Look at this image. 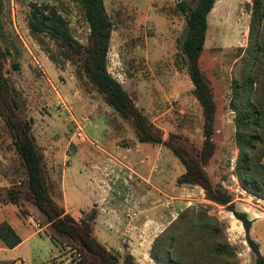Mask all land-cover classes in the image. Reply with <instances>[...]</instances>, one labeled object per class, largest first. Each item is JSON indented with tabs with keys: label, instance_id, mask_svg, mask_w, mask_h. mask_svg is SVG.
Instances as JSON below:
<instances>
[{
	"label": "rangeland",
	"instance_id": "rangeland-1",
	"mask_svg": "<svg viewBox=\"0 0 264 264\" xmlns=\"http://www.w3.org/2000/svg\"><path fill=\"white\" fill-rule=\"evenodd\" d=\"M103 1L112 22L109 73L166 138L179 135V144L195 154L203 142V115L178 46L186 33L180 0ZM187 2L193 7L197 0ZM251 2L216 0L200 59L217 105L216 153L206 171L214 184L232 193L237 209L249 218L260 215L264 201L246 193L233 175L238 151L230 100L239 50L248 44ZM32 4L54 6L83 45L90 30L81 8L70 0H0L4 35L14 45L5 64L7 76L23 116L32 122L55 202L77 222L96 211L93 236L120 264L127 253H134L136 264H154L149 257L154 238L187 208H205L216 216L239 264H255L242 224L224 207L207 201L201 188L177 184L184 172L179 160L164 147L139 144L129 122L107 106L56 44L46 39L41 46L31 37ZM130 169L139 170L142 179ZM26 181L0 119V186L19 190L21 202L19 207L6 204L5 188L0 187V223L8 222L22 239L16 250L3 254L0 264H76L70 242L52 237L45 216L28 201ZM256 227L264 233V221Z\"/></svg>",
	"mask_w": 264,
	"mask_h": 264
},
{
	"label": "trees",
	"instance_id": "trees-1",
	"mask_svg": "<svg viewBox=\"0 0 264 264\" xmlns=\"http://www.w3.org/2000/svg\"><path fill=\"white\" fill-rule=\"evenodd\" d=\"M78 5L90 30L87 45L71 34L69 23L50 5H31L28 29L41 46L46 39L56 44L67 61L72 62L81 77L102 97L104 102L132 126L139 144L168 149L182 164L184 172L176 179L178 185L199 187L205 199L224 207L241 224L245 241L255 256V264H264L259 245L250 235L252 220L239 211L234 197L222 184H214L206 166L216 153L214 142L216 110L210 82L201 69L200 59L205 47L208 16L216 0H197L192 7L180 0L178 9L186 20L185 36L178 46L187 61V73L193 95L202 108L203 142L195 154L179 144L181 137L166 138L152 124L131 98L123 85L108 71L112 22L103 0H70ZM0 5V10H1ZM0 14V119L10 138L16 156L27 176L26 197L45 216L54 234L68 240L77 254L76 264H120L118 257L93 236L97 213L92 211L77 222L58 205L50 191L42 154L33 134L32 122L23 116L18 94L7 74L6 62L14 45L4 35ZM50 60L57 62L49 49ZM236 71L231 81L230 109L234 113L235 146L238 151L233 175L249 195L264 201V0H252L248 44L241 48ZM14 69L19 65L14 63ZM5 202L20 206V191L13 186L4 189ZM0 240L8 249L22 243L21 237L7 223H0ZM150 259L154 264H239L235 249L229 243L221 221L205 208H187L158 234L151 245ZM121 264H136L127 253Z\"/></svg>",
	"mask_w": 264,
	"mask_h": 264
},
{
	"label": "crops",
	"instance_id": "crops-1",
	"mask_svg": "<svg viewBox=\"0 0 264 264\" xmlns=\"http://www.w3.org/2000/svg\"><path fill=\"white\" fill-rule=\"evenodd\" d=\"M132 171V173H135L136 176H138L140 179H142V176L139 174V170L138 172L133 170V169H130ZM11 185H8V186H0V187H3V188H8L10 187ZM7 204V202H6ZM255 207V206H254ZM255 208H253L254 210ZM259 211V210H258ZM66 212L69 213V211L67 210L66 208ZM260 212V215H256V216H253V217H250V220H252V227H251V231H250V235L252 237V239L254 241H256L259 245V249H260V252L261 254L264 256V233L263 232H259L256 225L259 224L260 222L264 221V210L262 211H259ZM249 214V213H247ZM250 215V214H249ZM6 222V221H4ZM8 223V222H7ZM9 224V223H8ZM10 225V224H9ZM11 226V225H10ZM12 227V226H11ZM139 229H142L139 228ZM18 247L14 248V249H8L4 243L0 240V262L4 261V259H2L3 257V254L4 253H7V252H10V251H13V250H16ZM138 249H136V252ZM132 256H134V253H130Z\"/></svg>",
	"mask_w": 264,
	"mask_h": 264
},
{
	"label": "built area",
	"instance_id": "built-area-1",
	"mask_svg": "<svg viewBox=\"0 0 264 264\" xmlns=\"http://www.w3.org/2000/svg\"><path fill=\"white\" fill-rule=\"evenodd\" d=\"M79 130H80V128H79ZM79 135H81V134H79Z\"/></svg>",
	"mask_w": 264,
	"mask_h": 264
}]
</instances>
